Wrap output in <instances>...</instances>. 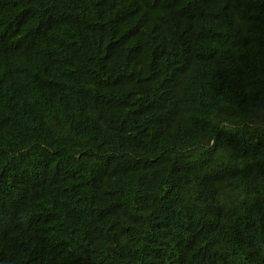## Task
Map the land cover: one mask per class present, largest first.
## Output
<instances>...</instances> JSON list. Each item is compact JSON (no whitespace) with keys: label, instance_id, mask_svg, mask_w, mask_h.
Wrapping results in <instances>:
<instances>
[{"label":"trees","instance_id":"obj_1","mask_svg":"<svg viewBox=\"0 0 264 264\" xmlns=\"http://www.w3.org/2000/svg\"><path fill=\"white\" fill-rule=\"evenodd\" d=\"M5 205L0 264H264V0H0Z\"/></svg>","mask_w":264,"mask_h":264},{"label":"clouds","instance_id":"obj_2","mask_svg":"<svg viewBox=\"0 0 264 264\" xmlns=\"http://www.w3.org/2000/svg\"><path fill=\"white\" fill-rule=\"evenodd\" d=\"M112 109L116 110V114L120 112L116 109V107H113ZM112 109H110V107L107 108L109 113L112 111ZM103 121H105V123H97V128H94V125L96 123V121L94 120V125L91 127L93 131V138L97 139L102 134H107L109 136L112 132L117 134L114 140L109 137L108 139L100 141L101 143L107 145L110 148L111 154L115 153L118 150L128 151L135 145L136 133L130 125L117 120H114L113 122L108 121L106 118H103ZM227 174L228 178L233 182L234 189H237V191L234 190V201L237 205L239 204V202L247 204L244 201V198L246 196L251 197L253 203L250 206H247L245 210V214L251 216L254 213L256 204H258L259 202V198L257 194L251 189L250 182L247 184L246 187L243 188L241 192V187L246 182V180L250 181L249 176L246 173H243V170L237 165H227ZM233 178H235V181L233 180ZM86 217V227L84 228V230L78 231V233L74 236V239H79L85 236H93L97 233H102L106 236L104 241L111 240L118 236L119 232H117L118 229L114 224L113 228L110 225L96 222L95 218H90L89 216ZM12 218V206H0V222L8 221ZM238 218L240 219L241 217ZM87 244H92V241L88 240ZM127 259L131 260L132 256L127 257Z\"/></svg>","mask_w":264,"mask_h":264},{"label":"bare ground","instance_id":"obj_3","mask_svg":"<svg viewBox=\"0 0 264 264\" xmlns=\"http://www.w3.org/2000/svg\"><path fill=\"white\" fill-rule=\"evenodd\" d=\"M167 258V257H166Z\"/></svg>","mask_w":264,"mask_h":264}]
</instances>
